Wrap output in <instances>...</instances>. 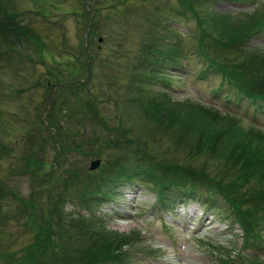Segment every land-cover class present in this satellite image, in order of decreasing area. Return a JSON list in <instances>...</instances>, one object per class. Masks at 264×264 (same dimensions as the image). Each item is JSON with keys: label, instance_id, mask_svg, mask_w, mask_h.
<instances>
[{"label": "rangeland", "instance_id": "374dc122", "mask_svg": "<svg viewBox=\"0 0 264 264\" xmlns=\"http://www.w3.org/2000/svg\"><path fill=\"white\" fill-rule=\"evenodd\" d=\"M87 1L88 5L86 0L19 2V18L33 21L39 32L46 35L48 55L43 63L24 58L18 62L14 58L10 66L0 68V93L6 89L21 90L17 97L4 95L0 101V145L10 150L0 157V180L6 184L4 189L1 187L4 196L0 198V254L11 252L14 257L15 251L28 247L41 218L49 221L51 232L54 231L51 218L56 220L58 210L61 216L77 213L90 217L91 228L101 229L102 233L126 234L134 230L137 233L134 245L123 249L142 251L144 256L128 258V264H222L216 256L220 255L219 250H228L234 257L251 254L240 252L239 229L225 222L224 216L214 209L197 204L198 209L195 206L191 213L190 203L187 206L175 203L156 213L155 187L140 178L119 185L110 183L114 189L106 187L107 183H98L100 192L110 194L102 200L91 195L96 187L82 191L89 178L87 167L99 148L98 141L106 139L102 134L107 131L116 135L118 130L114 128L122 126L120 130L129 138L135 134L141 141L149 136L146 145L155 150L157 160L165 150L168 156L172 149L175 152V140L180 136L175 128L150 121V111L146 112L148 99L143 96L139 101L133 100L135 87L162 104H170L169 100L175 109L185 100L196 110L199 106H211L221 113L228 112L239 119L231 130L247 133L253 125L264 135V112L256 111V107L264 109L263 104H253L244 98L237 100L227 86L220 85V76L206 69L196 48V22L180 9L177 0ZM262 3L264 0H217L205 9L209 15L248 14L261 10ZM36 9L46 15H39ZM87 11L91 13L92 25L88 28L91 34L87 35L85 51L83 31ZM149 29L153 38L159 39L160 35L163 43L175 44L180 56L154 66L156 79L147 78L150 65L134 69L136 56H147L143 44L147 42L145 33ZM251 42L264 49V30L253 36ZM55 49L67 54V58L60 55L59 60L62 64L67 59L68 65L57 71L54 67L47 74L42 64L50 66V59L56 57ZM70 77L84 83H71L65 89L55 90L46 110L50 85L63 84ZM76 86L80 88L77 94ZM227 92L229 100L224 99ZM198 117V126L207 129L217 126L208 116ZM90 140L94 141L91 145ZM41 143L45 145L40 160L27 164L23 156L28 147H35L33 151L37 153ZM112 152L115 151L109 150L103 156ZM129 153L123 152L126 156L122 157L121 167L126 171L134 168ZM99 156L96 158L101 163L103 156ZM201 156L194 158L193 166L200 164ZM27 201L32 208L30 219L24 206ZM217 204L223 206L220 199ZM209 244L215 248L212 252ZM19 253L16 257H21L24 251ZM0 264H4L3 258Z\"/></svg>", "mask_w": 264, "mask_h": 264}, {"label": "trees", "instance_id": "16d2710c", "mask_svg": "<svg viewBox=\"0 0 264 264\" xmlns=\"http://www.w3.org/2000/svg\"><path fill=\"white\" fill-rule=\"evenodd\" d=\"M216 1L177 0L180 9L192 15L196 22L195 43L200 53L198 56L202 58L201 62L206 65L207 70L220 76V85L227 86L234 98H244L253 104L259 102L264 106V49L251 42L253 36L264 30V3L261 10H253L248 14L209 15L205 6ZM20 6L16 0H0V68L10 66L14 58L18 62L24 58L43 63L48 55L46 35L39 32L33 21L24 22L19 18ZM36 12L43 17L46 15L37 9ZM152 32L156 34L153 29ZM145 34L147 42L143 45L146 46L147 56L137 55L134 69H144L150 65L146 70L147 78L156 79L158 77L154 66L177 60L180 56L175 44L163 43L164 38L160 35H157L159 39L153 38L150 29ZM55 51L56 57L49 58L50 66L42 64L47 74L54 67V71H57L62 65H68L67 59L62 64L59 60L63 51ZM79 89L76 86L74 92L77 94ZM14 92L18 94L21 90ZM144 92L135 87L133 100L139 101L145 96L148 99L146 112L150 111V121L175 128L176 135L180 136L175 140V152L172 149L168 156L165 150L162 158L157 160L154 157L155 150L152 151L146 145L150 141L149 136L141 141L135 134L133 138H129L126 132L120 130L122 126L114 128L118 133L113 129L116 135L108 131L102 134L106 139L98 141L99 148L93 153L103 156L109 150L115 152L102 157L103 167L88 173L89 178L82 191L87 188L94 190L96 187L91 195L108 198L110 194L100 192L98 183H107L106 187L112 188L114 184L110 183L121 184L140 178L155 187V208L158 211L169 204L195 201L219 212L230 225L238 226L241 232L240 252L251 251V254L234 257V253L228 250H219L220 255L216 256L222 264H264L257 254L264 251V135L251 125L247 133L231 130L230 127L239 119L228 112L221 113L211 106H199L196 110L185 100L179 104L180 108L175 109L169 100L170 104H162L160 100L155 101ZM229 96L227 92L224 99L229 100ZM162 98L167 99L164 95ZM256 108V111L264 112V109ZM204 115L210 117L217 126L207 129L196 125L198 116ZM93 143L90 140V145ZM43 146L37 153L33 151L35 147L29 150L27 164L34 159L40 160ZM5 151L4 154L10 152L0 145V155ZM123 152H130L128 156L133 159L134 168L131 171L121 167L122 157L124 159L126 156ZM198 155H202L200 164L193 166L194 158ZM5 185L0 180V198L4 196L1 187L4 189ZM218 199L223 206L217 204ZM24 206L30 219V201L24 202ZM55 216L56 220L51 218L54 231L51 232L49 221L39 219L28 247L15 251L14 257L11 252L0 254L4 264H15L14 261L17 264H128V258L136 254L144 255L142 251L123 249L134 245V239H137L134 230L126 234L107 231L102 233L101 229L91 228L89 218L73 213L61 216L59 210ZM208 247L212 249L211 252L215 250L210 244ZM21 251H24L23 255L16 257Z\"/></svg>", "mask_w": 264, "mask_h": 264}, {"label": "water", "instance_id": "95a60500", "mask_svg": "<svg viewBox=\"0 0 264 264\" xmlns=\"http://www.w3.org/2000/svg\"><path fill=\"white\" fill-rule=\"evenodd\" d=\"M97 164H98L97 160L91 161L90 164H89L88 169L91 170V169L95 168L97 166Z\"/></svg>", "mask_w": 264, "mask_h": 264}]
</instances>
